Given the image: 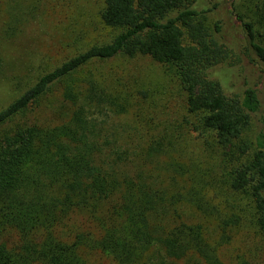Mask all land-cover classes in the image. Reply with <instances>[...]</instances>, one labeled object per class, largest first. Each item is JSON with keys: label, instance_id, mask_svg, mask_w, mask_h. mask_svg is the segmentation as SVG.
<instances>
[{"label": "trees", "instance_id": "obj_1", "mask_svg": "<svg viewBox=\"0 0 264 264\" xmlns=\"http://www.w3.org/2000/svg\"><path fill=\"white\" fill-rule=\"evenodd\" d=\"M189 2L103 0L101 20L119 33L23 88L22 77L13 78L20 92L0 107V264H93L90 253L112 264H248L220 258L221 247L230 241L228 227L239 217L220 214L222 202L214 203L218 196H208L201 179L194 182L173 157L170 142L161 138L146 148L132 146L106 127L107 115L124 114L129 102L90 70L120 55L147 56L164 65L182 90L188 112L202 114V127L214 133L225 153L229 149L235 165L226 184L248 197L252 224L264 236L262 100L246 77L239 94H228L210 76L233 46L217 41L219 21L209 32L199 20L205 11ZM236 20L245 57L237 61L264 66V30L242 14ZM182 28L188 44L182 42ZM54 92L55 106L49 100ZM42 109L56 122H40L36 115ZM247 129L250 140L243 139ZM161 156L163 172L173 174L167 181L153 170ZM182 206L214 215L217 236L191 223ZM78 213H86L90 229L72 224Z\"/></svg>", "mask_w": 264, "mask_h": 264}, {"label": "rangeland", "instance_id": "obj_2", "mask_svg": "<svg viewBox=\"0 0 264 264\" xmlns=\"http://www.w3.org/2000/svg\"><path fill=\"white\" fill-rule=\"evenodd\" d=\"M189 5L205 11L199 20L209 32H212L213 23L219 21L221 29L215 39L233 46H228L230 52L226 61L214 66L210 76L219 80L228 94H239L246 77L259 91L264 116V66L253 68L247 61H237L240 56L244 60L245 57L240 53L243 32L236 20V14H242L254 27L264 30V0H190ZM103 7V0H0V107L20 92V87H14V77H22L20 86L25 87L78 52L104 43L119 33L121 29L102 22ZM182 42H190L185 30ZM90 70L104 85H115L127 96V112L108 114L105 118L106 127L115 129L112 132L116 137L131 141L132 146L140 143L142 148L161 138L164 143L170 142L176 154L173 157L188 170L194 182L201 179L206 194L218 196L214 203L227 205L224 208L220 204V214L238 215L237 223L228 227L230 241L221 247L220 258L229 263L243 260L248 264H264V236L252 224L248 197L231 191L226 184L235 161L229 156V149L225 153L219 146L214 133L202 127V114L188 112L184 94L165 66L147 56L120 55L98 62ZM56 94L49 97L53 106L57 105ZM36 118L44 123L56 122L47 109L37 113ZM243 139H252L251 129L244 132ZM162 160L163 156L155 159L153 165L158 169L154 167L153 170L167 181L173 174L163 172ZM189 184L186 180L185 185ZM182 208H186L191 223H200L213 238L217 236L214 215H201L191 207ZM72 218L76 228H91L86 213L75 214ZM10 237H14L13 233ZM87 259L93 264L113 263L98 253L88 254Z\"/></svg>", "mask_w": 264, "mask_h": 264}]
</instances>
